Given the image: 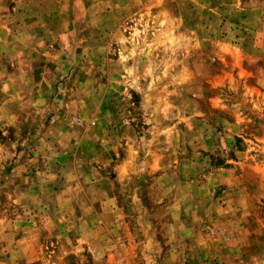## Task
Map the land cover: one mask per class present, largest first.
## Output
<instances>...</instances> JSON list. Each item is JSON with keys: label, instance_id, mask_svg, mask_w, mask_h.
Returning <instances> with one entry per match:
<instances>
[{"label": "rangeland", "instance_id": "374dc122", "mask_svg": "<svg viewBox=\"0 0 264 264\" xmlns=\"http://www.w3.org/2000/svg\"><path fill=\"white\" fill-rule=\"evenodd\" d=\"M0 264H264V0H0Z\"/></svg>", "mask_w": 264, "mask_h": 264}]
</instances>
